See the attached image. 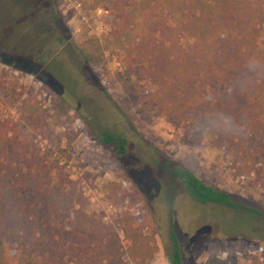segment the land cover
<instances>
[{
    "label": "trees",
    "instance_id": "1",
    "mask_svg": "<svg viewBox=\"0 0 264 264\" xmlns=\"http://www.w3.org/2000/svg\"><path fill=\"white\" fill-rule=\"evenodd\" d=\"M88 2L92 9L106 5L110 10L107 44L89 35L71 43L72 56L102 66L107 48L119 49L130 66H142L156 86L141 95L140 101L154 104L167 121L187 125L198 137L213 131L215 144L225 145L236 171L253 175L264 185V0ZM57 8V0H0V28L15 32V43L22 48L31 40L33 53L42 52V39L49 34L51 22L60 19ZM139 25L147 27L146 31L137 32ZM185 38L194 41L186 46ZM45 46L49 57L54 50ZM1 55L4 63L13 65L12 59ZM53 61V66L58 64ZM27 64L18 58L14 62L25 71ZM55 74L47 68L37 77L49 83L57 80ZM58 111L61 115L74 111L61 93ZM98 138L103 146L115 147L119 155L127 154L125 137L103 131ZM22 146L17 127L0 122V264H146L155 259L158 246L148 230L147 215L128 209L119 218L122 236L111 235L101 244L92 236L84 193L74 196L65 187L67 177L60 173L55 179L38 149ZM157 164L196 202L249 215L250 231L257 221L264 224V207L236 198L168 156L159 157ZM156 188L171 203L174 194L166 192V184L157 181ZM244 233L240 235H251ZM168 259L170 264H184L172 226ZM206 264L231 263L213 256ZM248 264H264V258L256 252Z\"/></svg>",
    "mask_w": 264,
    "mask_h": 264
},
{
    "label": "rangeland",
    "instance_id": "2",
    "mask_svg": "<svg viewBox=\"0 0 264 264\" xmlns=\"http://www.w3.org/2000/svg\"><path fill=\"white\" fill-rule=\"evenodd\" d=\"M57 4L60 19L51 22L49 34L42 39V52L33 53L31 40L22 48L15 43V32L0 28V122L14 124L22 147L38 149L55 179L60 173L67 177L65 187L74 196L84 193L93 238L104 244L111 235L122 236L119 218L129 209L150 219L148 230L158 251L146 264H170L171 226L179 238L184 264H206L213 256L231 264H248L256 252L264 258L263 222L257 221L250 231L249 215L196 202L184 186L168 178L157 160L168 156L182 162L203 180L256 207H264V185L253 175L236 171L225 145L215 144L213 131L198 137L187 125L167 121L154 104L140 101L141 95L156 86L142 66H130L119 49L107 48L102 66L72 56L71 43L89 35L107 44L112 22L108 6L92 9L88 0H57ZM168 22L174 23L172 18ZM146 29L139 25L136 31ZM193 41L182 39L186 46ZM46 44L54 50L49 57ZM1 54L12 59L13 65L4 63ZM17 58L27 61V71L14 66ZM47 68L56 73L57 80L38 79L37 74ZM60 93L73 106L72 114L59 113ZM103 131L125 137L127 154L103 146L98 138ZM157 181L174 194L171 203L163 200ZM241 233L251 235L247 238Z\"/></svg>",
    "mask_w": 264,
    "mask_h": 264
},
{
    "label": "flooded vegetation",
    "instance_id": "3",
    "mask_svg": "<svg viewBox=\"0 0 264 264\" xmlns=\"http://www.w3.org/2000/svg\"><path fill=\"white\" fill-rule=\"evenodd\" d=\"M4 18H5V17H3V16H2V18H1V21H3V20H4Z\"/></svg>",
    "mask_w": 264,
    "mask_h": 264
}]
</instances>
